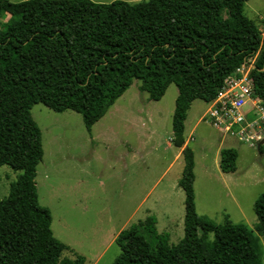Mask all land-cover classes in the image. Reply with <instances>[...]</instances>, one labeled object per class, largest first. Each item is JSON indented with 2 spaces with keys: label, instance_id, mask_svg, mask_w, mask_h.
Instances as JSON below:
<instances>
[{
  "label": "trees",
  "instance_id": "obj_1",
  "mask_svg": "<svg viewBox=\"0 0 264 264\" xmlns=\"http://www.w3.org/2000/svg\"><path fill=\"white\" fill-rule=\"evenodd\" d=\"M247 1L0 0V19L10 15L0 30V167L20 172L0 200V264H85L82 255L64 256L69 247L54 237L50 211L39 204L35 178L44 152L31 109L73 111L90 132L135 80L155 102L177 87L171 143L182 149L184 234L169 246L148 216L120 231L112 264H264L247 225L198 215L194 154L184 138L191 104L211 102L249 59L254 93L264 99V33L244 15ZM236 160L234 149H222L220 170L235 172ZM253 211L264 227V193Z\"/></svg>",
  "mask_w": 264,
  "mask_h": 264
},
{
  "label": "rangeland",
  "instance_id": "obj_2",
  "mask_svg": "<svg viewBox=\"0 0 264 264\" xmlns=\"http://www.w3.org/2000/svg\"><path fill=\"white\" fill-rule=\"evenodd\" d=\"M244 15L264 33V0L247 1ZM9 19L1 16L0 30ZM140 86L133 81L90 132L73 111L57 113L42 104L31 109L44 152L35 178L38 201L50 211L54 237L69 247L65 257L79 254L85 264H112L120 253L115 242L108 245L113 235L148 216L156 217L157 232L167 234L169 246L183 237L184 193L178 187L183 159L171 143L177 87L171 84L155 102ZM206 109L204 102L194 101L185 120V145L194 154L196 211L216 224L228 215L231 222L247 225L259 238L264 262V227L253 211L264 193V146L259 151L223 138L201 120ZM227 148L238 154L234 174L215 167L218 151ZM19 174L0 167V200Z\"/></svg>",
  "mask_w": 264,
  "mask_h": 264
},
{
  "label": "built area",
  "instance_id": "obj_3",
  "mask_svg": "<svg viewBox=\"0 0 264 264\" xmlns=\"http://www.w3.org/2000/svg\"><path fill=\"white\" fill-rule=\"evenodd\" d=\"M253 62L249 59L226 77L216 97L205 103L201 120L209 121L222 137L258 149L264 146V99L253 90L249 76Z\"/></svg>",
  "mask_w": 264,
  "mask_h": 264
},
{
  "label": "crops",
  "instance_id": "obj_4",
  "mask_svg": "<svg viewBox=\"0 0 264 264\" xmlns=\"http://www.w3.org/2000/svg\"><path fill=\"white\" fill-rule=\"evenodd\" d=\"M192 134V133H191ZM190 136V135H189ZM189 138V137H188ZM224 138V137H223ZM222 141H223V139H222ZM221 141V142H222ZM185 144H187V142L185 143ZM220 145H221V143H220ZM230 149H233V148H230ZM181 150L182 149H179V153H178V155L180 156L181 155ZM222 150V149H221ZM221 150H219L218 152V155L220 154V151ZM237 159H238V154H237ZM236 162H237V160H236ZM216 170L217 171H220L221 173H223L221 170H220V168H219V159L216 161ZM236 171V170H235ZM226 174H228V173H226ZM231 174H234V172L233 173H231ZM159 203H161V200L159 199ZM228 216V215H227ZM229 217V216H228ZM156 218V217H155ZM124 230V229H123ZM120 231H122V230H119V231H117V233L115 234V235H113V237L111 238V240H110V242L108 243V245H111V243H113V242H115V238L117 237V235L120 233Z\"/></svg>",
  "mask_w": 264,
  "mask_h": 264
}]
</instances>
